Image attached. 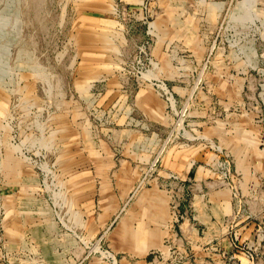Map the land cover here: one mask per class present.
<instances>
[{
  "label": "rangeland",
  "instance_id": "obj_1",
  "mask_svg": "<svg viewBox=\"0 0 264 264\" xmlns=\"http://www.w3.org/2000/svg\"><path fill=\"white\" fill-rule=\"evenodd\" d=\"M175 197L209 229L181 232ZM248 252L264 264V0H0V264Z\"/></svg>",
  "mask_w": 264,
  "mask_h": 264
},
{
  "label": "crops",
  "instance_id": "obj_2",
  "mask_svg": "<svg viewBox=\"0 0 264 264\" xmlns=\"http://www.w3.org/2000/svg\"><path fill=\"white\" fill-rule=\"evenodd\" d=\"M181 174H182L180 175L181 179L185 181L184 184L188 185V187L194 185L195 188V185L198 186L199 182L201 183V185L206 183V178L205 179L202 178L200 172L196 170L194 171L193 169H191V167H188ZM191 182L193 185L191 184ZM203 205L204 204L201 203L197 204V201L189 202L188 204H185L183 201L180 200V209L188 213V219H186L187 223L185 220L184 223H182V225L180 226L181 232L185 228V231L190 230L195 236H197L200 234L201 229L204 228L209 229V226L214 222V213L212 210L206 209ZM159 238L160 236L155 240L156 243H158ZM151 242L152 239L149 236V239L147 238V241H144L141 246L135 247L132 253L141 257H146V263H148L147 258L150 255L149 254L150 250L156 248V247H151L147 252L144 251L146 249L145 248L146 245H150Z\"/></svg>",
  "mask_w": 264,
  "mask_h": 264
},
{
  "label": "built area",
  "instance_id": "obj_3",
  "mask_svg": "<svg viewBox=\"0 0 264 264\" xmlns=\"http://www.w3.org/2000/svg\"><path fill=\"white\" fill-rule=\"evenodd\" d=\"M171 176L172 177H174L175 179H178V176H175V175H173V174H171ZM178 198H179V202H177L176 203V211L175 210H173V213H174V215H177V217L178 216H181L182 218H184V215H181L180 214V209H177V207L179 208L180 207V197H175V199L173 198V202H176V199L178 200ZM249 254H245L246 255V257H247V259L248 260H250V262L252 263V264H254V255H253V253H251V252H248ZM153 254H156L155 256H154V262H158L160 259H159V255H158V251H156V252H154ZM159 254H162L163 255V253H159Z\"/></svg>",
  "mask_w": 264,
  "mask_h": 264
}]
</instances>
